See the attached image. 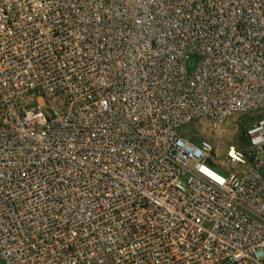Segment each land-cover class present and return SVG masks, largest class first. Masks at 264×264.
<instances>
[{
    "label": "built area",
    "instance_id": "built-area-1",
    "mask_svg": "<svg viewBox=\"0 0 264 264\" xmlns=\"http://www.w3.org/2000/svg\"><path fill=\"white\" fill-rule=\"evenodd\" d=\"M256 111L264 0H0V264H264Z\"/></svg>",
    "mask_w": 264,
    "mask_h": 264
},
{
    "label": "rangeland",
    "instance_id": "rangeland-1",
    "mask_svg": "<svg viewBox=\"0 0 264 264\" xmlns=\"http://www.w3.org/2000/svg\"><path fill=\"white\" fill-rule=\"evenodd\" d=\"M264 117L263 111H256L249 114H238L231 116L220 127L214 129L206 120L184 126L182 131L190 132V137L196 141L203 139L213 143L217 159L226 163V150L229 146H239L247 143L246 132L255 123Z\"/></svg>",
    "mask_w": 264,
    "mask_h": 264
},
{
    "label": "trees",
    "instance_id": "trees-1",
    "mask_svg": "<svg viewBox=\"0 0 264 264\" xmlns=\"http://www.w3.org/2000/svg\"><path fill=\"white\" fill-rule=\"evenodd\" d=\"M246 144H247V143H246ZM246 144H245V145H246ZM245 145H242L241 147H243V146H245Z\"/></svg>",
    "mask_w": 264,
    "mask_h": 264
},
{
    "label": "water",
    "instance_id": "water-1",
    "mask_svg": "<svg viewBox=\"0 0 264 264\" xmlns=\"http://www.w3.org/2000/svg\"><path fill=\"white\" fill-rule=\"evenodd\" d=\"M192 67V66H191Z\"/></svg>",
    "mask_w": 264,
    "mask_h": 264
}]
</instances>
